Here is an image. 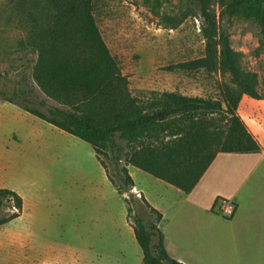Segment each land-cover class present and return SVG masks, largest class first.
I'll return each mask as SVG.
<instances>
[{"label": "rangeland", "instance_id": "1", "mask_svg": "<svg viewBox=\"0 0 264 264\" xmlns=\"http://www.w3.org/2000/svg\"><path fill=\"white\" fill-rule=\"evenodd\" d=\"M32 1L36 0H0V188L13 190L24 200L21 215L0 226V264H72L74 259L80 264H145L128 221L129 206L149 217L139 193L133 189L120 194L90 143L19 105L45 113L61 106L37 86L36 55L22 43L27 34L22 11ZM212 1L219 14L218 3ZM95 18L135 96L156 90L216 97L218 81L231 83L229 74L165 69L204 55L202 18L195 0H97ZM221 27L241 53L243 69L259 74L264 95L260 26L238 15L221 20ZM105 161L113 174L114 162ZM132 172L137 186L153 199L166 207L182 204L184 195L168 192L153 175L135 167ZM238 203L241 218L233 225L226 220L235 214L229 218L219 213L220 219L193 205L159 224L171 256L184 257L189 264H264L262 248L237 251L231 240L234 233L244 234V223L256 206L261 216L257 226L264 227V166L252 186L240 192ZM6 204L0 218L16 212L13 202ZM170 212L174 214L173 209Z\"/></svg>", "mask_w": 264, "mask_h": 264}, {"label": "trees", "instance_id": "2", "mask_svg": "<svg viewBox=\"0 0 264 264\" xmlns=\"http://www.w3.org/2000/svg\"><path fill=\"white\" fill-rule=\"evenodd\" d=\"M96 1L36 0L25 6L22 17L27 34L22 43L36 55L33 79L61 106L51 107L48 113L24 103L21 107L90 143L122 195L135 188L129 166L189 194L218 153L261 151V144L238 113L244 95L264 100L259 74L243 69L242 55L232 47L221 20L244 15L258 23L264 34V0H216L219 14L212 0H195L202 18L204 55L165 69L229 74L231 83L218 81L216 97L156 90L142 97L133 95L128 77L98 27ZM105 159L114 162L113 174ZM140 199L149 217L139 216L129 206L128 221L144 263L188 264L170 256L159 229L163 215L144 195ZM7 202L14 203L16 212L1 217L0 226L18 218L23 210L24 201L17 192L0 188V211Z\"/></svg>", "mask_w": 264, "mask_h": 264}, {"label": "crops", "instance_id": "3", "mask_svg": "<svg viewBox=\"0 0 264 264\" xmlns=\"http://www.w3.org/2000/svg\"><path fill=\"white\" fill-rule=\"evenodd\" d=\"M238 113L246 122L247 126L249 127L250 131L253 133L255 138L261 144V151L259 153L251 154H237L224 152L218 153L215 160L208 168L204 176L201 178L197 186L189 194H185L174 186L158 179L157 181H159L161 185H164L165 189L168 192H174L178 195H184L182 204H170L169 207H166L165 204H162L160 201L153 199V197L149 195L148 191H144L146 189H140L137 186V181L132 172V168L134 166H129V173L133 177L135 182L134 190L139 193L140 198L142 195H144L147 201L163 215V219L160 223L161 226L165 220L170 221L171 219L175 218L176 215L182 209H184L185 206L188 205L200 207L209 215L213 217L215 216L216 218H220L221 216H219V213L216 211V209V213H212V209L216 207L215 203L219 198L228 200L236 207L235 216L232 218L233 220H226V223L233 225L236 224L238 218H241V204L238 203V195L241 191L244 190V188L252 186L256 174L260 173L261 167L264 166V100H258L249 97L248 95H244L240 102ZM186 202H189L191 204H183ZM256 207L252 212H250V216L244 223V225H246V230L244 234L238 236L236 235L237 233H234V235L231 236V240L237 251H250L251 253V251L257 252V249L261 248L262 250H264V227H260L261 225L257 226V224L259 223H256V218L260 219L261 216L260 214H258L259 209H257ZM172 209L174 211L173 215L170 212ZM253 231L255 232V234L247 233ZM163 235L165 239L166 249L169 252L165 234L163 233ZM204 239L207 241V238ZM244 239L245 245L244 247H242ZM175 259L185 263L188 262L187 259H185L184 257H175ZM75 261L76 260L74 259L72 264H80L79 261L76 263Z\"/></svg>", "mask_w": 264, "mask_h": 264}, {"label": "built area", "instance_id": "4", "mask_svg": "<svg viewBox=\"0 0 264 264\" xmlns=\"http://www.w3.org/2000/svg\"><path fill=\"white\" fill-rule=\"evenodd\" d=\"M215 209L218 213L229 218L233 217L236 212L235 205L225 199H218Z\"/></svg>", "mask_w": 264, "mask_h": 264}, {"label": "water", "instance_id": "5", "mask_svg": "<svg viewBox=\"0 0 264 264\" xmlns=\"http://www.w3.org/2000/svg\"><path fill=\"white\" fill-rule=\"evenodd\" d=\"M135 189V188H134Z\"/></svg>", "mask_w": 264, "mask_h": 264}]
</instances>
